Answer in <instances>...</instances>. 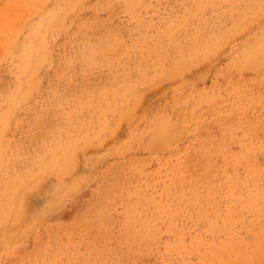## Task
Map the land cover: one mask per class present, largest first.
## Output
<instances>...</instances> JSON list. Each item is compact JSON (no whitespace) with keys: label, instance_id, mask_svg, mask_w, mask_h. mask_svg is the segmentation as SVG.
<instances>
[{"label":"rangeland","instance_id":"obj_1","mask_svg":"<svg viewBox=\"0 0 264 264\" xmlns=\"http://www.w3.org/2000/svg\"><path fill=\"white\" fill-rule=\"evenodd\" d=\"M0 264H264V0H0Z\"/></svg>","mask_w":264,"mask_h":264},{"label":"bare ground","instance_id":"obj_2","mask_svg":"<svg viewBox=\"0 0 264 264\" xmlns=\"http://www.w3.org/2000/svg\"><path fill=\"white\" fill-rule=\"evenodd\" d=\"M63 184V183H62ZM67 188V187H66ZM46 193V192H45ZM58 198V197H57ZM48 212V211H47ZM21 213H23V212H21ZM24 215V214H23Z\"/></svg>","mask_w":264,"mask_h":264}]
</instances>
